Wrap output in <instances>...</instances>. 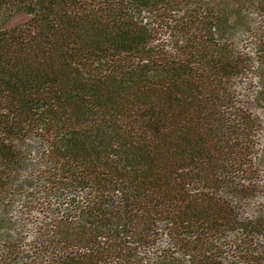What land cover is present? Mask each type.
I'll return each instance as SVG.
<instances>
[{"label": "trees", "instance_id": "trees-1", "mask_svg": "<svg viewBox=\"0 0 264 264\" xmlns=\"http://www.w3.org/2000/svg\"><path fill=\"white\" fill-rule=\"evenodd\" d=\"M0 264H264V0H0Z\"/></svg>", "mask_w": 264, "mask_h": 264}]
</instances>
